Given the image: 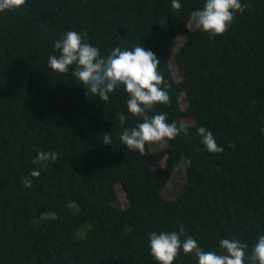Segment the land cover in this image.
Masks as SVG:
<instances>
[{"label": "trees", "instance_id": "obj_1", "mask_svg": "<svg viewBox=\"0 0 264 264\" xmlns=\"http://www.w3.org/2000/svg\"><path fill=\"white\" fill-rule=\"evenodd\" d=\"M240 2L243 11L215 37L187 27L203 0H180L179 10L170 0H24L0 13V264H154L148 233L181 229V240L190 236L204 251L219 252L220 239L235 237L248 245L247 264L264 235V0ZM68 30L101 55L136 44L153 52L168 102L146 115L164 113L186 132L165 140L163 151L152 153L149 142L142 155L129 152L118 137L139 117L126 113L122 89L99 101L84 95L71 68L57 74L47 67L53 41ZM181 36L177 83L169 49ZM185 117L193 126L180 124ZM200 126L222 152L204 150ZM107 132L111 142L102 145ZM37 152H55L56 160L41 169ZM183 158L180 195L165 200L161 191ZM34 169L39 176L28 177ZM46 214L53 218L42 220ZM87 223L83 240L74 241ZM171 264L197 261L178 251Z\"/></svg>", "mask_w": 264, "mask_h": 264}, {"label": "clouds", "instance_id": "obj_2", "mask_svg": "<svg viewBox=\"0 0 264 264\" xmlns=\"http://www.w3.org/2000/svg\"><path fill=\"white\" fill-rule=\"evenodd\" d=\"M24 4V0H0V13L11 11ZM180 0H170V8L179 10ZM243 11L240 0H203L202 7L189 13L193 26L209 37H215L225 32L231 24L234 14ZM52 50L55 54L47 57V67L57 74L71 75L76 85L81 86L84 95L92 94L99 101L107 102L109 95L116 89H122L126 94L125 110L133 117H139V122L132 127H124L119 134L120 143L129 151L144 153V147L149 142L172 140L186 129L176 123L167 122L164 113L152 116L146 113L154 104L166 105L168 94L166 85H162V76L157 71L158 59L150 50L136 44L130 49L113 47L107 55H101L99 49L83 42V34L73 30L65 31L53 41ZM121 125L125 114L118 115ZM199 143L210 154L223 151L216 144L211 131L200 126L195 129ZM111 138L103 135L102 145H109ZM56 160L55 152H37L34 162L40 168L47 162ZM40 174L37 169L31 170L28 177L36 178ZM25 187L30 186V180H22ZM180 232L159 233L153 231L147 236L148 254L154 264H171L178 251L191 254L197 264H245V254L248 245L235 237L222 238L218 241L217 251H204L190 236L183 240ZM247 264H264V235H259L247 252Z\"/></svg>", "mask_w": 264, "mask_h": 264}, {"label": "rangeland", "instance_id": "obj_3", "mask_svg": "<svg viewBox=\"0 0 264 264\" xmlns=\"http://www.w3.org/2000/svg\"><path fill=\"white\" fill-rule=\"evenodd\" d=\"M187 27L189 30L193 31L196 28L193 26L191 20L187 23ZM185 38L183 36L176 38L173 42L172 45L169 49V53H170V61L171 64L169 66L170 72H171V76L173 78V80L175 82H180L181 81V77L178 73V70L176 68L175 62H174V56L177 52V50L179 49V47H181V45L183 44ZM178 101L180 103V108L182 111L186 110L187 108V101L186 98L183 94H179L178 96ZM180 124L183 127H191L193 126L194 122L191 118L189 117H185L183 119L180 120ZM166 141L162 140L159 142H150L149 143V149L152 153H156V152H160L166 149ZM187 161L186 159H182L181 162L178 164V166L175 168V171L173 172L171 178L168 180L169 182L165 185V187L163 188V190L161 191V196L163 199L165 200H175L179 197L180 192H181V188L183 186V184L185 183V167H186ZM164 165L163 161L157 162L153 165V169H161ZM115 191H116V195H117V199L119 202V206L121 208H125L127 206L126 200H125V196L121 191V188L116 185L115 186ZM70 212L72 214L77 213L78 208L76 205L69 204L68 205ZM53 215L51 214H46L43 215L41 217L42 220H49L52 219ZM90 224H85L81 227H79L74 233H73V240L74 241H81L83 240L86 232L90 229Z\"/></svg>", "mask_w": 264, "mask_h": 264}]
</instances>
